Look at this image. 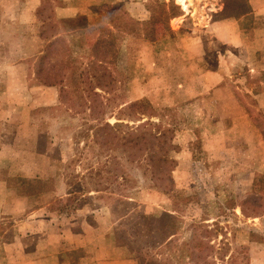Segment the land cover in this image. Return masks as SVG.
Returning a JSON list of instances; mask_svg holds the SVG:
<instances>
[{"label":"rangeland","instance_id":"obj_1","mask_svg":"<svg viewBox=\"0 0 264 264\" xmlns=\"http://www.w3.org/2000/svg\"><path fill=\"white\" fill-rule=\"evenodd\" d=\"M185 1L0 0V264H264V0Z\"/></svg>","mask_w":264,"mask_h":264},{"label":"crops","instance_id":"obj_2","mask_svg":"<svg viewBox=\"0 0 264 264\" xmlns=\"http://www.w3.org/2000/svg\"><path fill=\"white\" fill-rule=\"evenodd\" d=\"M251 4H252V11L251 12L258 13L260 11L261 13H264V1L263 2L251 1ZM260 6H263L262 11L260 9ZM66 10H70V8H67V9L64 8L63 9V11H66ZM76 13H77V11L74 14L66 13L65 16H67V17L74 16ZM95 15L98 16V13L95 12ZM99 16H100V13H99ZM258 51H264V44H263V47H258L256 49V52H258ZM35 61H36V56L32 59V62L28 65V71L30 73H29V76L27 77L28 78L27 80L34 81L33 84L30 86V89L32 90V92L34 94V97L37 98V100L39 101L38 105H40V104L55 105L57 102H60L59 96L57 95V87H55L57 84L56 85H47V84L40 83L37 80ZM22 63L23 62L21 61L20 64H22ZM258 65H261L263 68L264 67V59L262 60L261 63L258 62ZM41 87L46 88L45 91L40 92ZM72 226H73V224H71L68 229L64 228L63 231L61 229L62 233L59 232L58 240H61V241L67 240L66 242L73 244V246H74L73 248H80L83 246H85V248H86V246L89 245L87 243H88L89 238H90V237H88V234L90 233V229H92L94 231L99 230L98 225H96L95 227L91 226L90 228H87L86 224H85V227H82V230H74ZM96 239H97V236L93 240H91L90 242L96 241ZM108 255H110V254H108ZM80 259L81 260L79 262L81 264H83L82 260H84V259H85L86 264H88L89 262H93V264H136V261L134 258H131L128 256H125L124 258L105 256L104 253H101L98 250H95V251L87 250V253L85 254V256H81ZM67 264H71V262H67Z\"/></svg>","mask_w":264,"mask_h":264},{"label":"trees","instance_id":"obj_3","mask_svg":"<svg viewBox=\"0 0 264 264\" xmlns=\"http://www.w3.org/2000/svg\"><path fill=\"white\" fill-rule=\"evenodd\" d=\"M54 44V42L52 40L49 41V43L47 44V51L42 53V55L40 56V59L37 63L36 67V78L40 83L43 84H47V85H56V84H60L62 81V75H60V77H57L55 79H51L50 75H51V69L47 67L46 65V61L48 60V50L52 48V45ZM60 74V73H59ZM94 95L95 98H93V100L96 99V95L97 92L94 91ZM115 124H111L108 121H105L104 123H101L97 126H95V137H96V141H98L100 144H107L110 140L112 141L115 138V133H113V129H115ZM103 136V135H107V138H105V141H101L99 139V136ZM158 137V138H157ZM156 139H160V136H157ZM106 139H108L106 141ZM202 240L198 241V243H201ZM207 256H206V260H207ZM145 260L144 257H142L141 259H139V264H145ZM193 264H195V261L193 262ZM205 264V263H202Z\"/></svg>","mask_w":264,"mask_h":264},{"label":"bare ground","instance_id":"obj_4","mask_svg":"<svg viewBox=\"0 0 264 264\" xmlns=\"http://www.w3.org/2000/svg\"><path fill=\"white\" fill-rule=\"evenodd\" d=\"M180 2L184 5V6H186V1L185 0H180ZM187 4H188V2H187ZM187 8V7H186Z\"/></svg>","mask_w":264,"mask_h":264}]
</instances>
